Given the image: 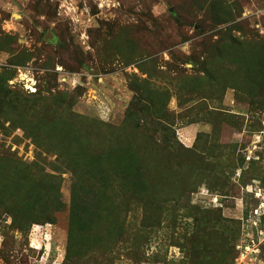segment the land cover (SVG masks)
Masks as SVG:
<instances>
[{"label":"rangeland","instance_id":"obj_1","mask_svg":"<svg viewBox=\"0 0 264 264\" xmlns=\"http://www.w3.org/2000/svg\"><path fill=\"white\" fill-rule=\"evenodd\" d=\"M227 1L233 14H241L238 22L264 38V0ZM227 15L224 9L203 10L201 0H0V39L17 40L15 54L0 52V73L14 70L17 76L18 68H30L43 94L52 86L53 94H69L77 114L120 126L135 96L131 90L134 76L147 78L139 67L151 61L149 71H167L171 62L187 75H195L198 69L191 61H198L206 49L213 48L231 26L220 25ZM126 32L139 46L135 52H122L123 58L117 53L116 41ZM22 52L32 54V59L24 66L12 65V58ZM49 57L52 62L47 61ZM50 77L52 85L47 84ZM152 82L171 93L170 121L181 145L196 147L206 156L218 145L235 146L233 157H242L243 165L240 159L239 167L238 162L237 167H220V182L214 173L206 174L195 193H187L178 179L161 183L174 195H168V211L152 214L153 229L141 230L143 211L136 209L129 214L128 233L112 255L93 254L79 263L66 259L72 177L61 174L66 208L45 224L43 232V242L46 234L50 236V256L44 248H32L43 242L32 240L29 232L15 230L12 218L0 213V264H194L195 258L183 247L196 225L189 213L196 209L211 211L213 217L221 213L232 233L238 230L236 240L228 243V249L235 248V264H264V111L244 103L234 90H228L223 100L221 96H184L180 100L175 81L174 85ZM18 133L9 134L0 127V150L30 164L39 151ZM232 151L219 153L227 161ZM155 169L162 174L159 165ZM47 174L54 173L48 169ZM193 177L191 182L196 181ZM170 184H174L173 190Z\"/></svg>","mask_w":264,"mask_h":264},{"label":"trees","instance_id":"obj_2","mask_svg":"<svg viewBox=\"0 0 264 264\" xmlns=\"http://www.w3.org/2000/svg\"><path fill=\"white\" fill-rule=\"evenodd\" d=\"M201 1L203 10H227V21L220 25L231 26L213 48L206 49L198 61H191L198 69L195 75H187L171 62L167 71H149L151 61L141 65L140 72L147 78L134 76L131 90L135 96L120 126L77 114L73 110L76 102H69L66 92L53 94L50 86L43 94L38 85L36 94H28L10 86L16 71L0 73V127L9 134L19 132L39 151L37 159L28 164L0 150V213L12 218L15 230L29 232L32 240L43 242L45 224L66 208L60 175L67 173L72 177L67 261L79 263L93 254L109 256L128 233L129 214L142 209L141 230L146 231L154 227V212L160 216L168 211V195L174 194L161 183L178 179L187 193H195L206 174L214 173L220 182V167H237V162L239 167L240 159L243 165L242 157H233L235 146L218 145L206 156L196 147L181 145L170 121L171 93L152 82L174 85L175 81L180 100L184 96H221L223 100L228 90H234L244 103L264 111V38L238 22L241 14H233L227 0ZM200 28L204 30V25ZM129 36L126 32L117 37L116 50L123 58L125 51L135 52L139 46ZM16 42L13 37H3L0 52L15 54ZM32 57L22 52L11 62L24 66ZM52 81L47 78L48 85ZM226 149L233 150L227 161L219 153ZM158 165L160 175L155 169ZM48 169L54 174H47ZM193 176L196 181L191 182ZM170 187L173 190L174 184ZM212 215L201 209L190 211L188 217L196 225L186 235L183 248L195 258L194 264H235V248L228 249V243L236 240L238 230L232 233L221 213ZM197 256H201L198 261Z\"/></svg>","mask_w":264,"mask_h":264},{"label":"built area","instance_id":"obj_3","mask_svg":"<svg viewBox=\"0 0 264 264\" xmlns=\"http://www.w3.org/2000/svg\"><path fill=\"white\" fill-rule=\"evenodd\" d=\"M62 80L60 81L61 83L68 82L66 80L65 81H62ZM38 85H39V80L37 79L33 70L30 68H24V67L18 68V74H17L16 78H14L12 81H10V86L12 88L23 89L28 94H36L38 92ZM44 230H46V228ZM45 239H46V241H44L43 243H40L39 246L35 245V243H34L32 245V248H34L36 250H38V249L42 250L44 248L46 250L47 255L50 256V251H51L50 250V248H51L50 236H48V234H46Z\"/></svg>","mask_w":264,"mask_h":264}]
</instances>
